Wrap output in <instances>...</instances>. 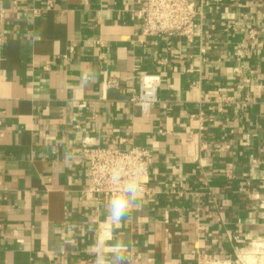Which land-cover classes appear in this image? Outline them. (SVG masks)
I'll return each instance as SVG.
<instances>
[{
    "label": "crops",
    "instance_id": "1",
    "mask_svg": "<svg viewBox=\"0 0 264 264\" xmlns=\"http://www.w3.org/2000/svg\"><path fill=\"white\" fill-rule=\"evenodd\" d=\"M1 6L0 264H95L117 241L131 264H241L252 243L264 264V0H195L191 41L142 34L136 0ZM83 141L154 155L120 225L85 191Z\"/></svg>",
    "mask_w": 264,
    "mask_h": 264
},
{
    "label": "built area",
    "instance_id": "2",
    "mask_svg": "<svg viewBox=\"0 0 264 264\" xmlns=\"http://www.w3.org/2000/svg\"><path fill=\"white\" fill-rule=\"evenodd\" d=\"M0 14L4 9L1 6ZM139 7L135 16L140 20L141 32L149 36H166L185 38L188 41L194 36L197 17L195 0H136ZM52 2H46L45 9H50ZM249 38L254 40L256 32L249 30ZM161 78L157 73L142 74L138 76V93L130 102L137 106L143 116H148L151 108L158 102V90ZM109 85H115L110 81ZM83 141L82 152L86 158V188L85 191L94 195L95 199L106 196L108 200L116 191V184L112 177L119 173L127 179L133 173H140L141 194L149 195L146 187L150 166L154 155L144 147L98 148L86 146ZM262 252V244L252 243L249 249L241 250L235 254V261L241 264H257V256ZM127 255V264H131L133 256ZM250 257V260H242ZM234 261V260H233ZM195 264H227L224 261L215 260L211 255L196 253Z\"/></svg>",
    "mask_w": 264,
    "mask_h": 264
},
{
    "label": "clouds",
    "instance_id": "3",
    "mask_svg": "<svg viewBox=\"0 0 264 264\" xmlns=\"http://www.w3.org/2000/svg\"><path fill=\"white\" fill-rule=\"evenodd\" d=\"M112 180L117 187L106 205V219L116 226L125 222L133 210L140 206V173H133L125 179L117 172ZM110 247L116 250L111 252L107 258L97 255L95 264H126V252L121 250L119 242H111Z\"/></svg>",
    "mask_w": 264,
    "mask_h": 264
},
{
    "label": "bare ground",
    "instance_id": "4",
    "mask_svg": "<svg viewBox=\"0 0 264 264\" xmlns=\"http://www.w3.org/2000/svg\"><path fill=\"white\" fill-rule=\"evenodd\" d=\"M241 259L242 260H245V259L250 260V257H244V258L241 257Z\"/></svg>",
    "mask_w": 264,
    "mask_h": 264
}]
</instances>
